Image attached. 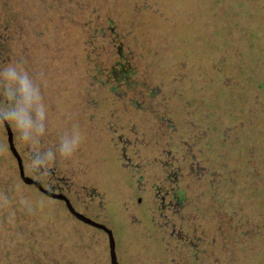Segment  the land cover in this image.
Returning a JSON list of instances; mask_svg holds the SVG:
<instances>
[{"label":"trees","instance_id":"trees-1","mask_svg":"<svg viewBox=\"0 0 264 264\" xmlns=\"http://www.w3.org/2000/svg\"><path fill=\"white\" fill-rule=\"evenodd\" d=\"M176 1L183 0H122L118 5L112 0H78L74 5L63 0L60 14L54 13L55 6L47 5L59 23L60 51L70 47L74 72L68 76L85 98L83 116L69 117L68 122L77 133L87 121L93 124L90 131L103 133V138H93V144L101 146L105 139L104 152L110 149L112 137L116 135L117 141L123 134L124 145L136 147L134 153L138 150L136 154L145 158L149 156L145 149L149 139L143 130L150 132L148 124L158 135L166 134L171 147L180 140L211 137L217 141V159L222 162L219 167L214 161L218 186H228L234 180L232 176H238L240 180L231 187L236 196L234 205H240L242 193L248 194V211L236 213L222 206L225 218L218 242L220 247L226 245L230 254L224 257L221 252L213 261H197L193 253L192 264H264V0H185L189 3L185 9L178 8ZM74 12L76 21L70 17ZM0 33L5 37L0 38L1 50L7 54L0 57L2 81L12 61L7 22L0 24ZM181 34L191 47L193 40H201L213 54L217 51L215 62L208 61L209 72L214 74L206 73L198 81L194 65L181 74L174 69L167 72L171 50H175ZM81 62L87 64L83 72L79 71ZM167 81L180 83L179 96L188 86V97L193 91L196 100L201 98L202 107L194 112L183 105L178 107L183 114L177 123H183V117L189 115L195 118L188 122L192 127L187 130L175 129L170 93L176 87L166 86ZM2 82L6 85L0 86V110L9 120L16 141L15 102L25 93L27 98L39 93L33 88L31 96L28 90L12 95L7 93L9 82ZM208 85L216 87L214 97L203 93ZM113 102L120 103L124 113H133L134 120H114ZM212 105L216 106L212 110L203 108ZM122 129L136 131L134 140H129L132 143L126 134L119 133ZM3 133L6 139L4 128ZM233 152L238 157L235 167L228 164ZM5 173L0 169V264H103V243L90 246L85 236L68 240L53 218L31 212L25 199L9 190L27 187L17 170Z\"/></svg>","mask_w":264,"mask_h":264},{"label":"rangeland","instance_id":"rangeland-1","mask_svg":"<svg viewBox=\"0 0 264 264\" xmlns=\"http://www.w3.org/2000/svg\"><path fill=\"white\" fill-rule=\"evenodd\" d=\"M62 1L63 0H0V24L4 21L7 22L12 45V47H10L8 44L12 54V61L7 65L1 80H7L9 82V84L7 83V93L9 94L19 95L23 94L25 90H28L31 96L33 88L39 93L31 98H27V94L25 93L22 99L15 102L16 115L14 117L15 121L13 126L16 133L15 146L22 159L24 158L25 161H31L34 157L38 160L41 158V155L45 156L46 158H44L48 163L51 162L57 166L59 175L65 176L67 180L78 184L77 189L80 192L81 199H83L78 201L77 204L80 207L88 204V210L99 214L100 217L103 218V198L97 197L92 201L93 203L90 204L88 195H90V193H92L91 190L95 188L97 193L101 194L103 197V187L106 190L112 189L115 186L114 181H118L117 184H120L122 177L125 181L126 178L121 174L120 165L115 160H118V157L115 156L114 158V151L109 147L110 149H106L104 152L103 145H105V139H103V145L101 146L93 144V138H103V133L90 131L93 124H89V121L86 122V125L82 126L81 132H73L71 123L68 122L69 117L83 116L82 108L85 104V98L83 94L77 92L74 80L68 76L74 72L70 63V47L60 51V36L57 33L59 23L57 18L51 16L50 12L52 11L47 8V5L50 3L57 9L54 10V13L60 14L62 8H64L62 7ZM70 1L72 5L78 2V0ZM121 1L122 0H112L114 5L120 4ZM176 4L178 8L185 9L186 4L189 3L183 0L182 2L176 1ZM59 6L61 8H59ZM76 14L77 12H74V14L70 16L72 21L77 20ZM70 17H68L67 20L70 21ZM180 25H182V23ZM169 35H172L171 31H169ZM178 37L179 36H177V38ZM180 37L176 43L175 50H171L170 57L172 58L168 60V65H166L167 72L169 73L174 69L181 74V72L187 70L189 66L194 65L197 66L194 73L198 81L199 78L206 73H210V75L214 74L212 70L209 72L211 67L208 61L211 59L212 62H215L218 55L217 51L213 54L211 52V47L201 40H193L191 42L193 43L191 47V44H186L187 40L183 38L182 34ZM58 55H62V59H60ZM86 65L85 62H81L79 71L83 72ZM171 65L173 67H170ZM155 75L160 77L157 71ZM2 81H0V86L1 84L5 86L6 83ZM165 84L168 87H176L173 92L170 93L171 96L169 94L171 100L170 107L173 110L171 117H173L174 122H176L175 129L187 130L189 127H192V125H188V122L195 118L189 115L188 117H183V123H177L178 116L180 113L183 114V110L178 107L179 105H183L182 108L188 107L189 110L194 112L195 110L201 109V98L196 100L193 91L191 92V97H188L187 93L190 92L188 86L185 88L182 95L179 96L178 89L180 83L176 84L167 81ZM200 85H202V81H200ZM215 88V86L208 85L205 87L203 93H205V96L214 97ZM169 91L171 92V90ZM115 101H117V99ZM113 103L116 106L111 109L115 114L114 120L120 121L125 118L124 121L126 122L127 117H130L131 120L134 118L133 113H124L122 111L120 103ZM198 103H200V105H198ZM100 104L103 106V102ZM213 105L212 107L203 106V108L212 110V108L216 107ZM139 114L143 113L139 112ZM143 118L147 119V116L143 114ZM135 119L140 122L138 117H135ZM100 121L103 123V118H101ZM147 127L150 129V132L148 130L143 131H146L149 142L151 137L153 139L156 138L158 133L156 131L154 132L150 124H148ZM119 133L126 134L128 141H132L134 140L133 136L136 131L132 133L127 129L124 131L122 129ZM150 133L151 136L149 135ZM173 135L174 134L170 132V136ZM123 137L122 134V139H120V141H122L124 145L125 142L123 141ZM143 142L146 143L145 140ZM204 145H209L210 147L206 149ZM199 147H204L205 152L203 151V156H211L214 150L213 160H217L218 166L221 167L222 162L217 159V152H219L220 148V144L217 143V141L211 137H204L200 141ZM134 148L136 147H132L131 151H134ZM221 148L224 149L225 147L222 146ZM35 153L38 155L34 156ZM135 153H138L137 150ZM144 158L145 156L143 155L139 156L141 161H143ZM237 158L235 152H233L228 164L231 167H235L234 162ZM202 164L209 165L210 167L215 166V162L211 163V161L210 163L202 162ZM32 166L35 168V165ZM0 169L5 170V174H7L9 170L10 172L12 169L17 170L15 160L7 148L1 121ZM232 177H234V180L232 183L230 180L228 186L225 183H222V186H218L217 176L210 179V182L213 181V185H209V191L214 189V193L207 197L205 202H203L205 198H203L202 201H198L199 206L197 209L199 212H208L212 205H214V209H217L218 213H220V216H222V210H224L221 209L222 206H225V209L229 207V210L235 209L236 213L248 211L245 205L248 194L242 193V202L239 206L234 205L236 196L231 192L233 190L231 187H233V184L240 180V178L235 175ZM83 186L86 188L84 192L81 191V187ZM9 190L23 197L26 201L27 209L31 212H39V214L48 215L53 218L64 231L68 240L74 241V239L85 236V243L87 242L90 246L98 244V242L103 243V234L101 232L91 227H81L78 225L77 221L69 217L70 215L60 202L45 198L37 189L31 186L24 188L21 186V188L19 187L18 189L16 187H11ZM235 191L237 193V188H235ZM84 195L86 197H84ZM116 206L117 203H112V208L110 210L114 207L116 208ZM118 225L119 227H116L114 233L116 237L115 244L117 246L116 253L119 256L121 255V245L122 247L124 246L123 239L120 237L121 231H124V223H118ZM97 255H99V253ZM227 256L228 252H225L224 257ZM137 258L138 257H136V259ZM103 262H105L104 254Z\"/></svg>","mask_w":264,"mask_h":264},{"label":"flooded vegetation","instance_id":"flooded-vegetation-1","mask_svg":"<svg viewBox=\"0 0 264 264\" xmlns=\"http://www.w3.org/2000/svg\"><path fill=\"white\" fill-rule=\"evenodd\" d=\"M3 34L0 33V38L5 39ZM8 44L12 47L10 40ZM0 57H7L1 46ZM0 112L5 116L4 111ZM115 138L116 135L111 138L114 140H110L109 146L114 151V158L118 157L115 160L126 181L122 177L120 184L114 181L112 189L103 187V197L95 188L88 195L90 204L97 197L103 198V218L88 210V204L82 207L77 204L83 199L77 189L78 184L59 175L57 166L48 163L45 156L41 155L42 159L38 160L34 157L31 161L23 158L26 173L44 188L67 196L77 211L110 226L114 240L118 223H124V231H121V236L118 234L124 242L121 255H117L118 264H192L193 253H196L197 261H213L218 252L230 254L226 250L228 247L224 245L222 248L218 242L222 234L220 224L225 215L220 216L214 205L204 213L197 209L199 200L205 198V202L214 193V190L209 191V185H213L210 179L215 176V168L202 164L214 162V150L211 156H203L205 151L204 147H199V140H180L171 147L164 135H158L145 145L149 156L141 161L139 155L131 151L130 145L122 144V135H118L117 141ZM204 146L206 149L210 147ZM84 189V186L81 187V191L84 192ZM44 197L64 206L62 200ZM112 203H117V206L110 210ZM65 210L75 221L91 227L72 216L66 207ZM101 233L105 256L103 264H111L108 236L104 230Z\"/></svg>","mask_w":264,"mask_h":264},{"label":"water","instance_id":"water-1","mask_svg":"<svg viewBox=\"0 0 264 264\" xmlns=\"http://www.w3.org/2000/svg\"><path fill=\"white\" fill-rule=\"evenodd\" d=\"M0 120L2 122L5 135H6V142H7V148L15 160L16 163V168L19 177L21 180L30 185L31 187L37 189L39 192H41L43 195L55 198L58 200H62L64 202V206L68 210V212L74 216L76 219L80 220L81 222H84L88 225H90L92 228L99 230L100 232H103V230L107 233L108 236V246H109V257H110V262L111 264H118L117 262V253H116V244L114 240V235L113 231L110 226L104 225L102 222L96 221L94 219H91L87 217L86 215L82 214L81 212L77 211L73 205L71 204L70 200L68 199L67 196L63 195L62 193H56L53 192L47 188H44L39 181L31 177L26 173L24 164H23V159L17 150L15 146V137H14V132L11 127V124L9 120L0 112Z\"/></svg>","mask_w":264,"mask_h":264}]
</instances>
